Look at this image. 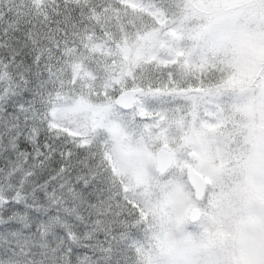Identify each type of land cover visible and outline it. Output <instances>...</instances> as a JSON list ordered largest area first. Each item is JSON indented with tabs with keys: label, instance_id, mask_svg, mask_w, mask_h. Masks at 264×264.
Returning <instances> with one entry per match:
<instances>
[{
	"label": "snow or ice",
	"instance_id": "6c2138e0",
	"mask_svg": "<svg viewBox=\"0 0 264 264\" xmlns=\"http://www.w3.org/2000/svg\"><path fill=\"white\" fill-rule=\"evenodd\" d=\"M0 264H264V0H0Z\"/></svg>",
	"mask_w": 264,
	"mask_h": 264
}]
</instances>
